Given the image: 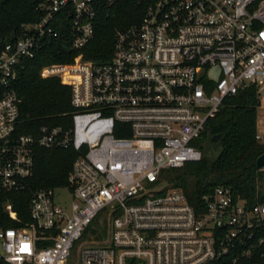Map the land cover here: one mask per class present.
<instances>
[{
	"label": "built area",
	"instance_id": "obj_1",
	"mask_svg": "<svg viewBox=\"0 0 264 264\" xmlns=\"http://www.w3.org/2000/svg\"><path fill=\"white\" fill-rule=\"evenodd\" d=\"M140 2L139 22L114 30L108 60L79 53L40 69L70 89L68 127L15 134L14 83L22 58L56 37V26L68 27L71 49L86 45L99 0H43L42 17L1 45L0 193L27 187L37 146L79 154L67 185L32 192L29 222L0 227V264L235 263L263 246L264 201L248 206L218 186L196 210L179 188L157 181L162 169L201 159L206 121L250 84L260 91L255 137L264 142V0ZM58 189L69 205L56 200ZM5 209L16 218L9 202Z\"/></svg>",
	"mask_w": 264,
	"mask_h": 264
},
{
	"label": "trees",
	"instance_id": "obj_2",
	"mask_svg": "<svg viewBox=\"0 0 264 264\" xmlns=\"http://www.w3.org/2000/svg\"><path fill=\"white\" fill-rule=\"evenodd\" d=\"M43 0H0V47L11 41V33L19 34L23 23L42 17L37 5ZM140 0H116L108 5L99 0L94 19V33L79 50L70 46V31L58 25L56 37H46L42 49L31 58H22L14 83L18 94V123L15 134L36 133L42 125H70L72 106L70 89L58 77L43 78L40 69L53 62H69L82 53L96 61L108 60L113 52L114 30L138 23L144 13ZM259 89L247 85L236 94L226 97L217 113L205 123L196 145L202 157L181 167L162 169L157 182H166L179 188L196 209L202 205V196L218 186L227 187L235 198L248 206L264 201V171L255 167L258 156L264 153V142L256 139ZM79 152L73 148L35 147L32 175L24 190L0 193V227H21L30 221L28 205L32 192L38 188L68 184V174ZM9 202L16 213L8 215ZM264 235V230H261ZM262 252V255L260 254ZM126 264H139L127 259ZM207 264H264V244L249 257L235 263L222 257Z\"/></svg>",
	"mask_w": 264,
	"mask_h": 264
},
{
	"label": "rangeland",
	"instance_id": "obj_3",
	"mask_svg": "<svg viewBox=\"0 0 264 264\" xmlns=\"http://www.w3.org/2000/svg\"><path fill=\"white\" fill-rule=\"evenodd\" d=\"M257 119H258V114H257ZM263 124H264V120H261L260 124H259V131L262 133L264 132V125ZM256 126H257V124H256ZM263 189H264V187H263ZM55 197H56V200H58L62 204H66V205L70 204V196H69L68 192H66L65 190L58 189L57 191H55Z\"/></svg>",
	"mask_w": 264,
	"mask_h": 264
},
{
	"label": "water",
	"instance_id": "obj_4",
	"mask_svg": "<svg viewBox=\"0 0 264 264\" xmlns=\"http://www.w3.org/2000/svg\"><path fill=\"white\" fill-rule=\"evenodd\" d=\"M11 37L12 38L15 37V32L11 33ZM255 167L257 169H262L264 167V153H262L260 156L257 157V159L255 161Z\"/></svg>",
	"mask_w": 264,
	"mask_h": 264
}]
</instances>
